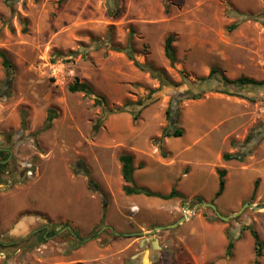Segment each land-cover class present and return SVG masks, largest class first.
<instances>
[{"label": "rangeland", "instance_id": "obj_1", "mask_svg": "<svg viewBox=\"0 0 264 264\" xmlns=\"http://www.w3.org/2000/svg\"><path fill=\"white\" fill-rule=\"evenodd\" d=\"M116 10L119 14L113 17ZM168 36L174 39L173 66L163 52ZM0 51L11 64V86L6 88L0 59V94H6L0 97V148L9 152L11 162L0 174V240L23 239L17 246L0 249V264H65L73 251L89 242L107 250L110 257L125 243L136 242V249H147L151 256L139 264H176L181 239L192 229H196L194 252L209 245L199 221L154 235H137L145 233L139 226L150 232L171 225L167 214L182 217L185 206L192 209L199 204L196 198L213 203L228 216L234 213L228 207L251 196L255 181L256 196L244 204L264 201V85L225 87L219 79L199 81L212 67L231 80L264 81V0H64L61 4L0 0ZM128 53L139 64L163 69L179 87H161L148 72L135 67ZM75 79L103 96L109 109L146 100L151 92L155 102L141 110L132 105L103 119L94 96L68 90ZM226 89L236 96L220 93ZM184 91L202 97L177 95ZM171 100H175L176 127L183 135L160 139L168 127L165 110ZM50 110L56 117L49 129H43ZM137 112L134 121L132 114ZM249 134L251 140L245 143ZM236 153L245 159L232 160L230 171L237 174L222 201L214 197L218 179L208 175L193 182L182 179L189 171L197 174L205 165L215 166L223 154ZM123 154L133 157L136 184L162 194L179 190L183 198L125 195L118 160ZM28 166L34 171L31 177ZM85 172L106 196L103 224L102 198L88 189ZM129 199L139 205V213L132 211L136 204ZM34 213L56 230L67 223L79 236L65 227L38 244L33 232L46 222ZM195 214L225 227V236L215 233L212 238L218 254L213 252L215 257L199 264H254L253 239L241 228L251 224L264 243V215H260L264 210L248 208L228 222L209 208L199 207ZM226 232L238 238L230 256L224 253ZM143 236L152 239L139 241ZM92 254L91 246L87 255ZM260 263L264 264V247Z\"/></svg>", "mask_w": 264, "mask_h": 264}, {"label": "trees", "instance_id": "obj_2", "mask_svg": "<svg viewBox=\"0 0 264 264\" xmlns=\"http://www.w3.org/2000/svg\"><path fill=\"white\" fill-rule=\"evenodd\" d=\"M63 1L64 0H58V3L61 4L63 3ZM118 14H119L118 10L111 12V15L113 17H117ZM173 41H174L173 36H168L165 39L164 47H163L164 56L168 60L171 66H173L176 63V54H175V48L173 46ZM114 50L121 51L117 48H114ZM128 58L133 61L135 67H137L139 70L148 72L152 78L158 80L161 87H173L176 89L177 87H179L178 84H175L172 80H170L167 77L166 72L163 69H157L151 64H146V65L139 64L138 62L134 60L133 56L129 53H128ZM0 59H1V64L5 70V79L3 82L4 87L10 88L11 86L10 60L8 59L5 52L3 51H0ZM213 79H219L225 87H229V86L245 87V86H263L264 85V81H256L252 78H247V77H239L237 79L231 80L227 78L218 68H215V67H212L210 69L209 74L206 78H201L199 79V81H208V80H213ZM68 90L71 93H83L86 96H90V97L94 96V99H93L94 105L99 106L101 108L103 119L108 115L124 113L126 111V108L132 105L140 107L139 109L141 110L155 102V99L152 98L153 92H151L148 94L146 100H139L138 102H136V104L125 103L121 107H117L115 109H109L107 107L105 98L103 96L94 95L91 87L87 83H82V82H79L77 79H75L73 83L69 85ZM0 91H1V88H0ZM220 93L225 94L227 96H236L235 92H233L230 89L223 90ZM4 95L6 96V94H0V97ZM177 95L182 98L193 99V100L202 97L201 94H191L190 92H187V91L178 92ZM174 101L171 100L167 109L165 110V119L167 121L168 127L165 130H163V132L161 133L160 139L180 138L183 135V130L181 128L176 127L177 120L173 117V109H174L173 102ZM137 116H138V112L132 114V119L135 121L137 119ZM55 117H56L55 111L50 110L48 116L45 119L43 129H49ZM101 122L102 120L98 121V124H96L95 126V130L98 129ZM21 124L22 126H25L24 119H22ZM250 140H251V134L246 136L244 142L248 143ZM9 157L10 155L8 151L0 150V162L1 161L4 162L0 164V174H3L5 170L11 165V162L8 161ZM244 159H245V156H241L240 154H237V153L222 155V160L224 161L235 160L238 162H243ZM118 160H119L120 167H121L120 169H121L122 179L126 183V185H124L122 188L123 193L125 195H128V196L144 195L146 197H155V198H159L162 200H170L176 197L183 198V195L180 194L175 189H172L168 194H160L157 192H152L147 188L137 186L133 180V174L135 171V167L133 165V157L128 154H123L119 156ZM74 174L76 173L74 172ZM217 174L219 177V182H218V189L215 193V198H219L224 192L226 171L223 169L217 170ZM84 175L85 177H87L88 189L92 192L99 193L102 198L101 200L102 215H101L100 222L101 224H103V221L105 219L107 205H108L106 196L103 193V191L100 189V187L89 177L87 172H85ZM257 183H258L257 181L254 182L252 197H254L256 193ZM196 200H197V203L203 202V200L200 198H196ZM33 215L45 220L46 222L45 225L41 226L38 230L33 232V236L36 238L38 244L46 243L49 239L54 238L60 232L61 229L68 226V224L65 223L64 225H60V228L56 230L53 226H51L48 219H46L43 215L39 213H34ZM241 231H248L250 233L253 239V245H254V264H261L260 259L263 256L264 243L260 240L258 233L255 231V229L253 228L251 224L242 226ZM73 235L75 237L79 236V234L75 233V230L73 231ZM226 238H227V247H226L225 255L230 256L234 248L235 241H237L238 238H236L230 232H226ZM22 241L23 239L19 241L12 240L7 243V242H3L2 240H0V249H6L10 246H17ZM77 244L81 245L82 241L79 240Z\"/></svg>", "mask_w": 264, "mask_h": 264}, {"label": "crops", "instance_id": "obj_3", "mask_svg": "<svg viewBox=\"0 0 264 264\" xmlns=\"http://www.w3.org/2000/svg\"><path fill=\"white\" fill-rule=\"evenodd\" d=\"M231 162L232 161H224V160H222V157H221L219 159L218 163L215 164V166L205 165V166H203L204 168L200 167L201 170H199V172L197 174L194 171H189L188 173L182 175V179H184L186 181H192L193 182L196 180H201L202 175L203 176L208 175V176H212V178L214 180L218 179V182H219L217 170H221V169L225 170L226 175H225L224 192L222 193V195L219 198L215 199L216 202L222 201L223 199H225L226 194L228 192V188L231 186L232 180L237 174V173L233 174L230 171V168H232V166L230 167ZM171 169H172V167H171ZM137 171L141 172V171H143V169L137 170ZM241 171H242L241 174L243 175L244 170H241ZM134 172H136V168H135ZM172 173H173V171H170V174H172ZM237 176H239V175H237ZM176 177L178 178V174L176 175ZM133 180H134V174H133ZM124 185H126L125 182H124ZM136 185L139 187H144V188L149 189L148 187H145V186H142L139 184H136ZM149 190L152 192H157V191H153L151 189H149ZM177 191L179 192V190H177ZM157 193H159V192H157ZM179 193L182 194L183 192H179ZM160 194H162V193H160ZM164 194H166V193H164ZM130 196L132 197L135 195H130ZM214 197H215V195H214ZM251 198H252V193L248 199L251 200ZM247 200L246 199L244 201L240 200V202L237 206L228 207L227 209H228L229 213L237 212L239 210V207L242 206L244 204V202H246ZM129 201H132V200L129 199ZM207 201L211 202L210 200H207ZM134 204H136V206H135L136 210L135 211H138V213H139L141 211V208L139 207V205L137 203H134ZM255 204H256V206H264V201L259 198V199H256ZM167 215L170 216L169 217V224H173L181 218V217H179L178 219H175L178 215L177 212H172V214H167ZM260 215H264V214H260ZM193 219H197L199 221L202 230L204 231V233L206 235H208V240H206V241L209 242V245L206 244V241H204L206 245L203 244V246L201 247V249L197 253L194 252V249H193V242L194 241L193 240L196 239V229L195 230L192 229V232L190 233V235L188 237L181 239V245H183V249H182L180 254L175 253L176 264H192V263L199 264L201 261L205 260L206 258L212 259L213 257H215L213 252H216V254H218V252L220 251L219 247L217 246L216 243H214V240H212V238L214 237L213 235L215 233H221L223 236H225V233H224L225 227L222 226L220 224V222L208 221L202 215L195 214V213L190 218H188L185 222H189ZM139 229L143 230L145 233L148 230H150L149 227H145V226H139ZM146 239H152V236H143L140 238L139 241L142 240V242H145ZM139 241H137V242L139 243ZM93 243L94 242H91V244H90V242L86 243L80 249L73 251V253L70 256V261L65 263V264H125L128 260L131 261L132 264H139L140 262H143V261L146 263V261L149 260L151 257L150 252H148L147 249L145 252L142 251L141 249H136V247L134 246L135 245L134 243H136V242L125 243L124 247H122L121 249H119L116 252V254L114 255V256H116L115 258H114V256H112V257L108 256L107 250L106 251L100 250L96 246V244H93ZM90 245L94 249V254H92V257L87 255L88 250L91 248ZM98 252L100 253L99 256L97 254ZM169 255H171V254H169Z\"/></svg>", "mask_w": 264, "mask_h": 264}, {"label": "water", "instance_id": "obj_4", "mask_svg": "<svg viewBox=\"0 0 264 264\" xmlns=\"http://www.w3.org/2000/svg\"><path fill=\"white\" fill-rule=\"evenodd\" d=\"M0 150H4V149L0 148ZM1 163H4V162L1 161L0 164ZM199 207L211 209L214 212V214L216 215V217L219 218L223 222H228L231 219L237 218L239 215H241L248 208H250L254 211L264 210V206H256L253 203H246L239 209V211L234 212L228 216H222L218 212L216 206L213 203L201 202V203L195 205L192 209H188V207L185 206L184 207V215L177 222H175L171 225L164 226V227H155L150 232H146V233L140 232V233H136V234L137 235H147V234H153L154 235L157 231H161V230H165V229H174V228L178 227V225L184 223L191 215H193L197 211V209ZM105 228H106V226L103 227L102 230ZM66 229H68L71 232V234H73L70 227H66ZM88 240H89V238L85 239V241H88Z\"/></svg>", "mask_w": 264, "mask_h": 264}, {"label": "built area", "instance_id": "obj_5", "mask_svg": "<svg viewBox=\"0 0 264 264\" xmlns=\"http://www.w3.org/2000/svg\"><path fill=\"white\" fill-rule=\"evenodd\" d=\"M33 172H34V171L32 170V167H31V166H28V169H27V176H28V177L33 176ZM135 210H136V207H133V208H132V211H135ZM191 216H192V215H191ZM191 216H190V217H191ZM190 217H189V218H190Z\"/></svg>", "mask_w": 264, "mask_h": 264}]
</instances>
